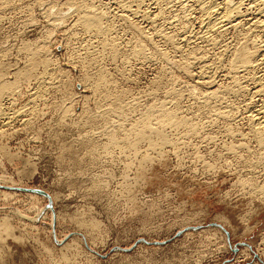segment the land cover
<instances>
[{"label":"rangeland","instance_id":"374dc122","mask_svg":"<svg viewBox=\"0 0 264 264\" xmlns=\"http://www.w3.org/2000/svg\"><path fill=\"white\" fill-rule=\"evenodd\" d=\"M13 1L0 8V55L7 54L3 60L8 71L25 65L22 44L39 40L46 43V53L68 76L61 86H49V92L45 89L43 98L34 104V112L30 109L33 104H29V92L35 79L22 82L4 106L8 115L16 109H29L11 124L6 125L0 118V264H264V156H260L264 150L249 136V125L243 116V96L229 97L234 114L226 121L211 119L209 108L205 111L201 108L198 114L200 104L188 95L187 86L195 80L183 73L179 52L164 46L157 37L155 41L169 51V62L164 59L139 62L130 56L129 62H124L128 46L123 43L121 59L110 60L105 55L101 63L108 67L116 88L126 90L127 101L132 100L131 105L137 106L136 114L146 109L154 98V103L164 98L171 101L169 91V95L165 91L178 85V90L186 88L182 90L183 98L177 99L179 111L194 120L200 117L196 121L205 127L201 125L196 135L184 129L179 130L180 134L178 130L171 131L173 138L178 139L176 144L167 145L157 153L153 150L146 153V142L139 144L140 151L127 146L124 150L106 149L107 136L102 134L101 123L94 125L83 119L84 110L87 107L94 110L100 97L82 86L85 74L82 45L86 44L87 35L80 34L77 28L75 36L71 30L65 33L75 22L74 8L65 6L67 0ZM92 1L101 9L116 7L111 0ZM48 5L52 18H56L58 10H64L67 18L62 19L64 24L57 18L58 23H51L50 16L44 13ZM27 20L32 24L30 27L25 25ZM30 20L36 23H29ZM116 21L114 25L122 38H131L123 23ZM54 23L59 25L52 27ZM7 76L13 77L11 73ZM222 79L218 78L216 84L227 83ZM67 92L74 97L67 102L73 105L74 112L70 115L62 113ZM134 111L131 112L135 114ZM24 120H30L31 124ZM227 128L235 131L233 136ZM87 132L100 141L96 146L98 151L95 149L92 155H88L91 148L81 144L78 137ZM246 132L243 140L241 136ZM239 143L242 146L238 151L230 149ZM7 223L10 231L5 229Z\"/></svg>","mask_w":264,"mask_h":264},{"label":"bare ground","instance_id":"6f19581e","mask_svg":"<svg viewBox=\"0 0 264 264\" xmlns=\"http://www.w3.org/2000/svg\"><path fill=\"white\" fill-rule=\"evenodd\" d=\"M12 1L13 0H0V8H6V6L12 4ZM91 1L92 0H67V2H65L66 5L62 4V7H64L63 5L69 6L70 9H72V7H73L74 8L73 13L76 16V19H74L75 22H73L71 27L69 26L70 29H68L66 27V29H68V30H65L66 31L65 33H67V31L70 32V30H71V31H74V32H72V35H73L74 33L77 32L74 29L77 28V30L80 32V34H83V35L85 34V36L86 35L88 36V37L87 36L85 37L86 39L88 38L85 41L86 44L82 45L83 47L80 46V47H82L83 50L81 48H78V51H79V49H81L85 53L83 55L84 57L81 61L82 68H84V70H85V74H84L83 79L81 81H82V86H83L84 90L87 91V89H90L93 92V94L99 95L100 102L94 110H89V109H87L88 108L87 107L84 110V112L86 113V114H84V115H86V118L84 117L83 119H86V121L92 122V123L93 122L94 123L95 122L101 123L100 128L102 129L101 130L102 134L107 136L106 140L104 139L106 141V142H104V144H105L104 146L106 147V149H108V148L112 149V147H113V149H114V147L115 148L119 147L122 149L125 146H127L131 150L132 149L133 150L139 149L138 151H140L139 144H141V142L142 143L146 142L148 149L146 148L147 150H145V152L148 153L149 150L150 151L153 150V152L157 153V152L161 151L167 145H175L176 144L178 139L173 138V136H172L173 132H171V131H177L178 130V132H179V130L182 131V129H184L186 133H188V134H194L195 133V135H196V133L198 134L200 132V129H202V127H205L201 124L200 121H196L200 117L197 118L196 120H194L195 118H192L191 116L189 117L188 115H185V112H183V114H182L179 111L181 108L180 109L178 108L179 105L177 107V104H178L177 99H180L179 97H181L184 89H186V88L183 89L182 87H180L182 89H179V90H181V91L183 90L181 93L177 89L178 85L176 86L175 89L174 88L169 89L170 87L169 88L166 87V89L167 88L168 89H167V91H165V93H168V91H169L170 95H169V93L167 95H169L171 101L170 100L168 101V99L164 100L165 98L162 99V101H161V99L156 98L157 100H155V101H157V102L154 103V99H155L154 98L153 102L151 101L152 103L150 102V104L147 105L146 109L144 107L145 110L143 109L142 111L137 112V114H136V112L134 110L137 108V106L131 105L132 100L128 99L129 102L127 101V99L125 98V96H126L125 91L126 90L123 91V90H118L119 88L118 89L116 88V85H115L116 82L113 80L114 77L112 78V76L110 75V73L108 71L109 69H107L108 67L106 68V66L103 63H101L102 57L105 55L107 57H109L110 60L111 59L112 60L113 59L114 60L119 59L122 56V53L124 52V51L121 52L123 50V49H121L123 43L127 44V46H128V47L126 46L128 51H126V49H125V51L128 53L124 57V59H125L124 62L125 61L129 62V60H128L129 56L131 57V59L134 58V60L136 59L139 62H142L144 60H147V61L150 60V62H151L154 60L158 61L161 59H164V62L165 61L169 62L171 60V59H168L169 58L168 57L169 51L166 52L167 51V50H165L166 48L164 49L162 47L163 45L161 46V43H162V44H164V46L166 45L168 47H171L172 49L175 50V52H179L181 54L180 55L181 60L178 59V61L180 60L179 61L180 65H182L181 68L184 70L183 73L185 72L189 77H191V79L193 78L195 80V82L192 80L194 83L190 82L191 84L189 85V83H188V85H187L189 88V90H188L189 94L188 95L191 96L197 104L198 103L200 104V107L199 106H198L199 108L197 107L199 110L201 108H203L204 111L206 108H207V110H208V108L210 109L208 116L211 115L210 116L211 119H213V120H217V119H219V120L220 119H222V120L227 119L228 120V119H230L234 113H233V106L229 103V97L231 95H236L237 97L239 95H240V97L243 96L244 103H245V114L244 115L242 114V115L244 116V119H246V121H247L246 123H248V125H249L250 135L249 134L248 135L252 136V138L256 140V143H258V145L261 146V148H263V150H264V0H111V2L116 6L114 10L111 8L112 6L110 7V9L109 8L108 9H105V8L101 9L100 8L101 6L97 7L96 5H94V3H92L93 1L92 2ZM24 5H25V3H24ZM109 6H110V4H109ZM48 7L46 8L47 10L45 9L46 11H44V13L47 16H50L49 19L51 20L52 24H53V22H55L57 20L60 21L62 19H67V18H65L66 15L64 17V14L62 12L64 10H58L57 16L54 13L57 20L54 17L52 18V16H51L52 15V12H51L52 9L50 8L51 6L48 5ZM113 8H114V6H113ZM57 9H58V7H57ZM28 15H29V13H28ZM46 15H45V17L47 18ZM33 20H34V18H33ZM116 20L118 22L121 21L123 23V25L126 27V31L128 30V32L131 33V38H128V40H124V38H122V36L120 35V32L118 31V29L114 25V22ZM30 21H29V23H33V22L36 23V21H31V22ZM58 21H57V23H58ZM60 22L63 23V20ZM51 23L48 21V24H51ZM26 24H27V27H30L32 25V24H28V20H27V23L25 22V25ZM140 24H142L141 26H143V24H145L144 26L145 27L147 26L148 29H146V30H149V32H146V30H144L145 29L144 26H143L144 28H141L139 26ZM57 25H59V24H57ZM57 25L56 24L52 25V27L57 26ZM120 26H122V25H120ZM54 28H56V27H54ZM47 35H45V36H47ZM49 35H50V33H49ZM70 35H69V37H70ZM73 36H75V35H73ZM49 37L50 36H48V38ZM157 37H158V39H160L162 41L160 44L158 42H156L154 39ZM160 40H158V41L160 42ZM38 41L37 42L35 41L34 43H32L31 41L30 42L26 41L24 44H22V47H20L21 48L20 50L25 51V56H26V58H24L26 60V61L24 60L25 65L24 66L21 65V67H18L16 69H14L13 71H8L7 67L5 66V65H7V63L5 64L3 58L7 54L5 53V55H0V118H3V123H5L6 125L11 124L10 122H13L17 117H19L20 114H23V111L26 112L29 109L28 108L26 110L25 109L22 110L20 108L21 111H19V110L16 111L17 110L16 109L14 113H12V114L9 113L10 115H8V113L6 114V112H4L5 104L12 99V97L14 96V94L16 92H18V89L20 87V84H22V82L31 81V79H33V81L36 80L32 90L29 92V94H30L29 95L30 96L29 97L30 98L29 104H33V106L31 105L32 108H30V109H32L31 111L35 110L34 104L40 98H43L42 96L44 95V91H46V90L48 91L47 88H50L49 86H51V87L57 86L58 87V86H61L63 83L66 82V81L64 82L65 76H66V71L59 68L55 64V62H53V60L50 58V56H48V53H46L48 47L47 48L45 47L46 43L44 44V41H41L42 43H40ZM18 47H19V45H18ZM123 48H124V46H123ZM5 50H3V52ZM73 51H75V50H73ZM126 52H125V54H126ZM80 56H81V53H80ZM106 56H105V58H106ZM122 59H123V57H122ZM115 61H117V60H115ZM120 61H122V60H120ZM171 62H173V61H171ZM173 63H172V65H173ZM128 64H130V63H128ZM176 65H175V67H176ZM181 68H179V70ZM177 69H178V67H177ZM117 71H118V69H117ZM119 71L121 72V70H119ZM129 71H130V68H129ZM120 72H119V74H120ZM124 72H127V71H124ZM8 73H11L13 75V77L10 78V76H9V78H8V76H7ZM176 73H178V72H176ZM162 74H161V77H162ZM121 75H123V73ZM164 75L165 74H163V76ZM158 76L160 77V75H158ZM171 77H170V81H174L173 79L171 80ZM79 78H81V77H79ZM218 78H221V79L223 78L222 80L225 79V82H227V83L216 84ZM185 79H187V78H185ZM153 81H156V80H153ZM160 82H161V80H160ZM163 83H165V82H163ZM156 86H154V87L156 88ZM167 86H169V85H167ZM154 87H153V89H154ZM204 87H206V88L204 89ZM178 88H179V86H178ZM60 89H61V87L59 88V90ZM163 89H164V86H163ZM151 92L152 91H150V93ZM67 93H68V94H66V100L67 101L64 105V111H62V113L65 112L67 115L68 114L70 115L72 112H74L73 111V105L70 103L71 101L68 104H67V102H68V99H71V98L73 99L74 97L69 92H67ZM79 94H81V93H79ZM186 94H187V91H186ZM74 95H76V94H74ZM127 95H128V91H127ZM165 96H166V94H165ZM181 98H183V97H181ZM148 99H149V97H148ZM46 100H47V98H46ZM64 100H62V101H64ZM158 100H160V102H158ZM55 101H56V99H55ZM73 102L74 101H72V103ZM170 102H172L173 105ZM60 103H62V102H60ZM169 103L172 105V107ZM29 104H27V106H29ZM179 104H181L180 101H179ZM24 105H25V103H24ZM138 107H140V106L138 105ZM59 109H60V107H59ZM235 110H237V109H235ZM131 111L132 112L134 111L135 114L132 113ZM204 111H202V113ZM200 112H201V110L197 111L198 114ZM60 118H62V117H60ZM64 118H65V116L63 117V121H64ZM213 120H212V122H213ZM26 121L24 120L23 122H25L27 124L30 120L27 122ZM60 121L61 120H59V122ZM127 121H129V122H127ZM207 123H209V122H207ZM94 125H96V123ZM201 125H202V127H201ZM85 126H86V124H85ZM93 128H94V126H93ZM227 131L229 132V134L231 133L232 136H233V133L235 132L233 129H228ZM232 131H234V132L232 133ZM179 134H180V132H179ZM174 136H175V134H174ZM181 136H184V135H181ZM78 137H80V140L82 142V143L80 142L81 144L88 145V147L91 148L88 155L89 154L92 155L94 153V150L95 149L97 150V147L100 145V143H99L100 141L98 142L97 141L98 139L97 140L95 139L92 132L84 133L83 135L78 136ZM241 137H243L242 139L244 140L245 137H247V132H246V134H242ZM205 138H206V136H205ZM210 141H208V142H210ZM179 143H180V141H179ZM182 143H184V142H182ZM241 144L242 143H239L238 145H232L230 147V149L235 150L238 147L242 146ZM105 147H103V148H105ZM246 147L248 148L249 146H246ZM126 149H128V148H126ZM250 149H249V151H250ZM122 150H124V149H122ZM141 150H143V149H141ZM263 150H261V151H263ZM237 151H238V149H237ZM208 152H210V151H208ZM247 152H248V150H247ZM136 153H137V151H136ZM142 154H144V153H142ZM158 155H160V154H158ZM146 156L149 157L148 155H146ZM260 156H264V151L260 152ZM242 158H245V157H242ZM240 159H241V157H240ZM91 160H92V158H91ZM249 160H251V159H249ZM137 161H138V159H137ZM239 164H240V162H239ZM241 170H243V169H241ZM139 173H140V170H139ZM2 178H4V177H2ZM98 183H99V181H98ZM98 187H100V185ZM98 187H96V188H98ZM262 188H264V186H262ZM253 190H254V188H253ZM262 191H263V189H262ZM256 192L257 191H255V193ZM92 225H95V224H92ZM4 226H6L5 229L7 231L11 230V226L8 223H7V225L5 224ZM65 245H66V243H65Z\"/></svg>","mask_w":264,"mask_h":264}]
</instances>
